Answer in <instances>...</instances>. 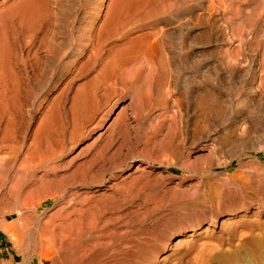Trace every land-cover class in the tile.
Segmentation results:
<instances>
[{"label": "bare ground", "instance_id": "6f19581e", "mask_svg": "<svg viewBox=\"0 0 264 264\" xmlns=\"http://www.w3.org/2000/svg\"><path fill=\"white\" fill-rule=\"evenodd\" d=\"M260 1L0 0V230L10 240L0 264H205L208 245L195 240L249 210L218 218L202 205L246 201L229 175L186 202L192 225L154 220L160 251L146 235L148 252L99 260L106 237L143 218L114 216L115 202L149 180L148 164H172L204 137L207 161L224 146L250 159L246 185L264 208ZM182 193L174 184L156 202Z\"/></svg>", "mask_w": 264, "mask_h": 264}, {"label": "rangeland", "instance_id": "374dc122", "mask_svg": "<svg viewBox=\"0 0 264 264\" xmlns=\"http://www.w3.org/2000/svg\"><path fill=\"white\" fill-rule=\"evenodd\" d=\"M259 3L264 7V0ZM258 26L257 37L259 41H262L264 39L263 22ZM258 54L259 51L256 49L253 52L256 59ZM257 132L263 134L264 126L260 125ZM203 139L206 141L194 146L195 149L186 147L180 160L172 164L163 165L162 167L159 166V163L148 164L146 170H150L149 180L143 181L137 188H132L133 191L130 192V195L115 202L122 210L114 216L122 215L123 217L124 213H127L135 218L136 213V216L142 215L143 218H141L140 224L134 231L116 235L109 243H107L109 237H106L104 240L106 244L100 247L99 260L108 257L110 254L119 253L118 250L120 249L127 253L130 251L148 252V249L144 251L146 247L142 241V238L146 235H149L148 244L152 243L153 249L160 251L162 246L159 241V230L155 232L154 220L158 221L160 227L165 228H173L177 223H181L180 225L185 227L192 225L184 215L186 202L196 197L206 198V196H212L213 190L210 186L221 184L219 181L222 176L229 175L232 183L236 182L241 185L246 196L245 204H240L234 198L228 197L225 201H221L219 207L215 203H203L202 205L205 206L207 213L211 211L218 218L225 215L226 211L238 207L249 209L248 213L228 218L227 223L222 228L216 227L212 235L197 239L194 243L197 245L204 241L208 245L202 257L205 264H264V208L253 199L254 188L246 185L253 178L251 176L252 172L246 169L250 166L248 165L250 159L246 158L244 152L228 158V148L224 146L215 148L212 151L215 157H212L211 162L207 161V146L205 144L210 140H207L206 137ZM258 139L264 140V136H260ZM188 150H190L189 159L186 157V151ZM257 157L264 160V150L258 152ZM127 164L135 166L137 160H130ZM110 175L109 172L105 174L103 178L104 185L108 182L106 180L110 178ZM96 177L98 176L96 175ZM151 178H156L159 181L156 182ZM224 182L225 180L222 181V183ZM174 184L182 191L184 190V193L174 196L177 199L176 202L167 201L163 205L156 202V197H159V199L168 197L166 192H169ZM242 185L245 186L242 187ZM102 186H99V188ZM103 190L104 188H101L96 193L108 192V190ZM145 192L147 194H144ZM262 192L264 200V191ZM175 211H179V215H174ZM171 230L173 229H169L168 233ZM9 241V237L0 230V260L7 255L6 248L10 247ZM187 241V238L180 241V251L184 250ZM195 261L194 258L193 264H196ZM141 264L146 263L142 262Z\"/></svg>", "mask_w": 264, "mask_h": 264}]
</instances>
